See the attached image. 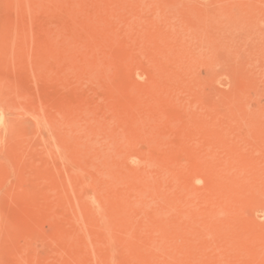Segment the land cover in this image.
<instances>
[{"label":"rangeland","instance_id":"374dc122","mask_svg":"<svg viewBox=\"0 0 264 264\" xmlns=\"http://www.w3.org/2000/svg\"><path fill=\"white\" fill-rule=\"evenodd\" d=\"M0 264H264V0H0Z\"/></svg>","mask_w":264,"mask_h":264}]
</instances>
